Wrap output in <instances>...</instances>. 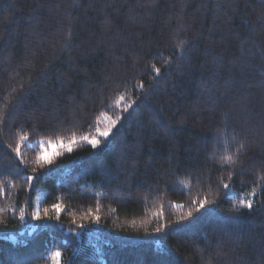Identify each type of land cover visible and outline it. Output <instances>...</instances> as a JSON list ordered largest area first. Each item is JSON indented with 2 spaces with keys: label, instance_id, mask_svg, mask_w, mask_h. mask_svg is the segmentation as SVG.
<instances>
[{
  "label": "trees",
  "instance_id": "16d2710c",
  "mask_svg": "<svg viewBox=\"0 0 264 264\" xmlns=\"http://www.w3.org/2000/svg\"><path fill=\"white\" fill-rule=\"evenodd\" d=\"M262 185L264 0H0V264H264Z\"/></svg>",
  "mask_w": 264,
  "mask_h": 264
},
{
  "label": "snow or ice",
  "instance_id": "6c2138e0",
  "mask_svg": "<svg viewBox=\"0 0 264 264\" xmlns=\"http://www.w3.org/2000/svg\"><path fill=\"white\" fill-rule=\"evenodd\" d=\"M184 43L185 42L181 41L177 45V47L182 50L184 48ZM155 72L157 74H159L160 73V69L159 68H155ZM140 88L143 89V84L140 85ZM122 100H123V97H121V101ZM135 103L136 102L133 101L132 104H129L126 108H123L122 111L123 112H127L128 111V108H131ZM116 123H117L116 120H112L110 122L109 126L107 128H105L103 131L97 129V132H98L99 136H102V137H105V138L108 137L110 135L111 131H112V128L115 127ZM22 139L26 141L28 139V137L27 136H24V137H22ZM82 139L84 141H86L87 143H89L93 148L97 147L101 143V141L99 139H97L95 137H93V138L90 139L87 135L83 136ZM61 146L63 147V145H61ZM243 149H244V145L241 143L240 146H239V148H238V150H237L238 153H242L243 152ZM67 150L68 151H72V148H71L70 145L67 147ZM15 151H16L17 157H20L21 156V151H20V145L19 144L17 145ZM45 162L46 163H51V160L48 158V156L46 154L38 155L37 158H36V160H35V163L37 165L41 166V167L43 166V163H45ZM238 163H239V156L229 155V156H226V157L221 158V160H220L221 166H224V165L235 166ZM33 171H35V169H33ZM33 179H34L33 176H28L27 177V180H28L29 183H31L33 181ZM229 179H231V174H229ZM223 187L225 189H227V188L230 187V184L229 183H224L223 184ZM260 190H261L262 193H264V185L261 186V189ZM251 194L253 196L256 195L255 185H253V192ZM206 202H207V198L206 197L204 199H200L199 201H196V200H193L192 201L193 204H197L198 203L199 204V208H203L205 206ZM241 205H245V202L244 201H241ZM177 206L178 207H182V205H177ZM245 206L248 207L249 209H251L252 202L251 201L247 202V204ZM52 207H53V209L57 213H59L61 211V208H60V206L58 204H54V205H52ZM232 207L236 208L237 206L236 205H233ZM47 213H48V210L47 209H44V214L47 215ZM188 216L189 217L192 216L191 211L188 212ZM34 218H37V219L40 218V213L39 212H35L34 213ZM156 231L159 232L160 231V228H157ZM60 255H61L60 252H56L55 253V256L57 258H59Z\"/></svg>",
  "mask_w": 264,
  "mask_h": 264
},
{
  "label": "rangeland",
  "instance_id": "374dc122",
  "mask_svg": "<svg viewBox=\"0 0 264 264\" xmlns=\"http://www.w3.org/2000/svg\"><path fill=\"white\" fill-rule=\"evenodd\" d=\"M56 264H61V256L59 258L56 257Z\"/></svg>",
  "mask_w": 264,
  "mask_h": 264
}]
</instances>
